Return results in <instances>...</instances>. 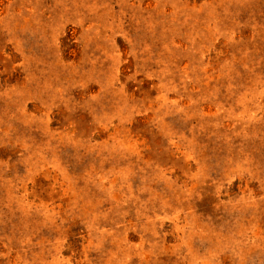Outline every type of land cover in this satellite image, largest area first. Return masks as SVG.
Returning a JSON list of instances; mask_svg holds the SVG:
<instances>
[{
    "label": "rangeland",
    "instance_id": "rangeland-1",
    "mask_svg": "<svg viewBox=\"0 0 264 264\" xmlns=\"http://www.w3.org/2000/svg\"><path fill=\"white\" fill-rule=\"evenodd\" d=\"M0 264H264V0H0Z\"/></svg>",
    "mask_w": 264,
    "mask_h": 264
}]
</instances>
